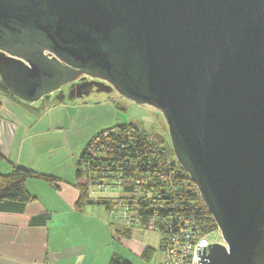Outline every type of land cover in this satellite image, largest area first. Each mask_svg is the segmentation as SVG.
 Masks as SVG:
<instances>
[{"label":"water","instance_id":"water-1","mask_svg":"<svg viewBox=\"0 0 264 264\" xmlns=\"http://www.w3.org/2000/svg\"><path fill=\"white\" fill-rule=\"evenodd\" d=\"M80 75L159 109L227 244L264 264V0H0V78L37 103Z\"/></svg>","mask_w":264,"mask_h":264},{"label":"crops","instance_id":"crops-1","mask_svg":"<svg viewBox=\"0 0 264 264\" xmlns=\"http://www.w3.org/2000/svg\"><path fill=\"white\" fill-rule=\"evenodd\" d=\"M50 97L28 104L0 89V174L21 167L58 179L56 187L29 179L27 203L0 201V264H109L110 256L118 254L109 239L115 230L105 207L94 200L82 212L76 209L80 194L74 158L91 138L110 128H103L102 118L89 124L83 114H71L63 100ZM94 206L100 213L90 209ZM128 235L120 241L141 257L148 246ZM154 250L150 264L162 260L160 241ZM129 252L120 257L132 264Z\"/></svg>","mask_w":264,"mask_h":264},{"label":"built area","instance_id":"built-area-1","mask_svg":"<svg viewBox=\"0 0 264 264\" xmlns=\"http://www.w3.org/2000/svg\"><path fill=\"white\" fill-rule=\"evenodd\" d=\"M152 141L130 126L104 130L88 142L77 170L92 200L107 210L112 226L160 235L162 260L158 264H198V250L206 247L207 257L209 245L227 244L219 229L210 231L182 203L186 183L165 167V162H172L166 146H155ZM216 232L220 239L210 240Z\"/></svg>","mask_w":264,"mask_h":264},{"label":"rangeland","instance_id":"rangeland-1","mask_svg":"<svg viewBox=\"0 0 264 264\" xmlns=\"http://www.w3.org/2000/svg\"><path fill=\"white\" fill-rule=\"evenodd\" d=\"M0 82H2L1 78ZM49 96H51L50 98L53 101L56 100L59 102V100H63L68 107H71V114H83L85 120L88 121L89 124H94L99 120L98 118H102L103 120H100V123L105 125L103 128H111L119 125L134 126L147 134L154 141L159 142L160 145L170 148L174 159L177 160L173 150L168 125L163 113L153 106L138 104L123 97L108 82L88 75H80L74 82L65 84ZM81 108L87 109L81 112ZM67 148L70 151V147ZM59 155L61 157L65 156V153L61 152ZM78 157L76 156L74 158L76 168ZM96 196H98V194H96ZM90 209L99 210L97 206L91 207ZM95 218L97 217L95 216ZM106 220L107 219H105V221ZM114 230L124 232L123 228L114 227ZM109 236V239L113 241L111 248L116 249L118 253L117 255H119V257L121 254L127 255L129 250H127L125 243L120 241V239L118 240L114 238L112 232L109 233ZM128 237L135 240L137 243L144 244L156 250L159 247L160 235L153 231L133 229ZM218 239H220L219 232L212 234L210 237V240L212 241ZM104 253L105 252H103V254ZM157 253V255H159L158 251ZM112 254L114 253H111V255ZM112 256H110L109 259H111ZM129 257L132 258V264H146L141 257L137 258L131 253L129 254Z\"/></svg>","mask_w":264,"mask_h":264},{"label":"trees","instance_id":"trees-1","mask_svg":"<svg viewBox=\"0 0 264 264\" xmlns=\"http://www.w3.org/2000/svg\"><path fill=\"white\" fill-rule=\"evenodd\" d=\"M0 84H1L0 89L4 90L7 94L16 98L8 89L5 88L2 82H0ZM125 127H129V126L119 125L107 130L112 129L119 131L124 129ZM130 127H134V126H130ZM152 143L155 146L160 145L159 142H156L154 140L152 141ZM166 148L169 150V154L172 159V162L170 165H168L165 162V167L169 168L171 173L175 175L176 179L179 178L180 182L181 180H184L186 183V187L185 189H183L186 192L182 203H184V205L189 209L188 211H190V213H192L194 217L197 218V220H200L201 223L204 222L208 226V229H210V231L218 230V226L215 220L213 219L212 215L208 211L207 207L205 206L196 185L191 180L188 173L178 164L177 160L174 159V156L172 155L170 148H168L167 146ZM3 160H4V156L0 152V161ZM103 161L107 162L105 159H103ZM161 171L164 172V170ZM76 176H77L76 187L79 190V194H80L79 200L76 204V209L82 212L87 205L92 203V198L89 195L88 185L86 181L83 179L81 172L77 170ZM128 176H130L129 173ZM29 179L43 180L52 187H56L58 183V179L54 176L40 174L21 167H13L12 172L10 174H0V201H17L22 203L29 202L31 200V196L26 188V183ZM100 205L103 204L100 203ZM112 228H114V226ZM130 233L131 230L127 231L124 229V232L120 230H115L114 238L119 240ZM155 254L156 252L154 249L147 247L143 252L141 258L146 262V264H150L153 258L155 257ZM109 264H131V263L122 259L117 255H114Z\"/></svg>","mask_w":264,"mask_h":264}]
</instances>
